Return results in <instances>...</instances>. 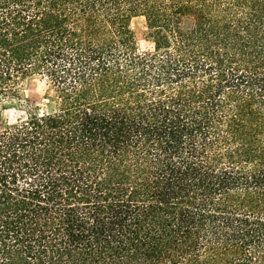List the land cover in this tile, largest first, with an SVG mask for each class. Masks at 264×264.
Here are the masks:
<instances>
[{"label": "trees", "instance_id": "trees-1", "mask_svg": "<svg viewBox=\"0 0 264 264\" xmlns=\"http://www.w3.org/2000/svg\"><path fill=\"white\" fill-rule=\"evenodd\" d=\"M35 77L0 264H264V0H0V104Z\"/></svg>", "mask_w": 264, "mask_h": 264}, {"label": "rangeland", "instance_id": "rangeland-1", "mask_svg": "<svg viewBox=\"0 0 264 264\" xmlns=\"http://www.w3.org/2000/svg\"><path fill=\"white\" fill-rule=\"evenodd\" d=\"M192 21L189 17L183 18L181 27L187 29ZM129 27L134 35L135 43L140 51H151L152 42L145 19L141 16L131 18ZM51 91L42 78L35 77L24 83L21 91L22 102H7L0 104V123L12 127L24 120L29 114H45L51 109ZM2 105V106H1ZM21 105V106H20Z\"/></svg>", "mask_w": 264, "mask_h": 264}]
</instances>
